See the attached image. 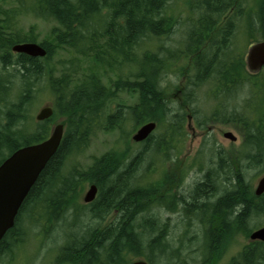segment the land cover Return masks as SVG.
<instances>
[{
    "label": "trees",
    "instance_id": "16d2710c",
    "mask_svg": "<svg viewBox=\"0 0 264 264\" xmlns=\"http://www.w3.org/2000/svg\"><path fill=\"white\" fill-rule=\"evenodd\" d=\"M170 1L19 0L17 9L0 8V164L17 149L47 139L53 118H64L65 127L58 150L29 191L14 227L0 241V259L25 243L27 232L20 223L24 213L30 215L28 223L51 225L61 221L67 211L79 208L94 221H105L89 228L78 241L72 236L75 241L66 245L57 259L61 264H127L125 257L129 254L154 264L156 255L163 257L173 248L168 235L171 225L164 231L154 216V210L161 209L166 201L171 204L169 210L182 207L187 225L191 224L190 214L204 228V252L197 264H217L239 232L248 238L254 230L247 227L257 214L254 195L238 176L237 153L226 155L223 148L203 146L199 157L182 169L179 166L186 165L177 158L184 145L188 115L201 130L211 124L237 127L253 122L237 108L225 109L224 101L230 95L237 96L242 81L253 85L240 57L242 52L229 51L237 30L242 46L264 38V0L248 6L243 0H193L189 9L197 18L191 20L183 48L172 51L162 50L154 42L173 33L176 21L168 13ZM23 13L56 24L48 39L40 43L46 51L44 58L11 53L15 44L36 41L13 31L14 15ZM255 19L260 29L254 31ZM58 50L116 70L112 87L103 85L94 70L85 82L74 86L71 70L64 62H60L59 76L53 77L47 62ZM77 59L72 57L69 63L73 66ZM180 61L184 64L179 65ZM169 74L182 78L177 86L183 95L180 109L167 97ZM43 79L55 95L51 101L54 115L27 129V106L34 99L35 86H40ZM121 92L137 96V102L127 108L133 127L156 123L161 138L151 135L146 142L153 143L157 154L165 145L169 149L165 157H157V162L175 165L169 170L163 168L159 179L146 185L135 179L139 156L127 163L126 152H107L86 170L66 169V161L81 155L97 131L109 132L125 120V115L107 107ZM196 94L209 102V116L203 119L190 109ZM169 104L175 106L170 109ZM194 167L199 178L188 194L189 203H183L178 197L179 183ZM85 184H95L98 193L90 205L81 206L78 198ZM171 257L177 259L178 254ZM228 264H264V243H246Z\"/></svg>",
    "mask_w": 264,
    "mask_h": 264
},
{
    "label": "rangeland",
    "instance_id": "374dc122",
    "mask_svg": "<svg viewBox=\"0 0 264 264\" xmlns=\"http://www.w3.org/2000/svg\"><path fill=\"white\" fill-rule=\"evenodd\" d=\"M18 1L19 0H0V8L5 10L17 9ZM254 1L255 0H243V2L248 3H245L247 6ZM190 3H193V0L170 1L169 6L171 8L168 9V13L173 14V20L176 21V24L173 28V33L169 34L167 37L154 40L158 48L160 47L162 50L170 49L171 51L174 49L181 50L183 48L182 45L185 43L186 32L188 31L189 25H191V20L195 21L197 18L195 12H192L189 9L191 8ZM54 26H56V24L51 20L43 21L41 19H36L35 17H32L30 14L26 13L14 15L12 21V28L14 32L17 31L21 38L32 37L38 44L42 43L44 39H48L50 30ZM237 33L239 36L237 34L235 35L232 41L231 50L229 52H242V36L238 30ZM160 49L158 51H160ZM246 49L247 47L245 46V51ZM72 57L79 58L74 62L73 66L69 63V60ZM60 62L66 63V66L70 68L74 86L81 85L83 82H85L92 70L95 71L96 76L105 86L112 87V83L117 78L116 70L111 69L110 67L95 66L91 58H82L72 55L68 51L61 52L60 50H58L53 55L52 59L47 62V70L52 73L53 77L59 76V72L61 71ZM180 64H184V62L180 61L179 65ZM181 80V76L177 77L173 74H169L168 78L166 79V82H168L166 85L169 87V90L167 91V97L168 99L172 98L171 102L177 105V108L179 109L182 107L180 106L182 105V102L177 96H175V94L177 92V86H179ZM44 81L46 82V79H43L40 86H35L34 99L32 103L27 106L26 115L29 121L24 123V126L27 129L28 127L32 129L36 124L35 120L33 121V119L39 109L46 105H52L51 101L55 97L54 92L49 86H47L46 83H44ZM193 95L194 94H192V97ZM111 99L112 100L107 104V107L116 111L115 113L120 112L122 115H125V120L109 132L97 131L96 134L90 139L88 147L81 155L71 157L66 161L65 164L67 171L71 170L73 167H78L80 170H86L90 167L95 158H99L101 155L110 151L120 153L126 152L128 156L127 163L139 156L138 164L135 166V169L137 170L135 179L138 182H141L142 185H146L147 182L159 179L161 173L164 172L163 168L169 170L171 167H175V165L169 164L168 161L165 164L162 160L161 164L160 162H157L159 161V156L165 157L166 152L168 154L169 149L166 145L164 146L165 149L162 151V153L157 154L153 150L154 145L152 142L149 143L146 142V140L142 141V143L132 141V136L140 126L133 127L131 122H129L130 118L128 116L127 108L137 102V96L127 92H121L117 93V96ZM196 99L197 102H195L197 105L195 102H193V104H191L192 108L190 106L189 107L191 111L192 109H196L195 113L199 116V118L202 116L203 119L205 115L207 116L209 114V106L207 105L209 102H205L204 99L201 100L197 94ZM174 104H169L168 107L171 109L172 106H175ZM57 118H53L51 124L56 123ZM254 119L255 118H252L253 121ZM193 126L196 127L195 124ZM212 129L213 130H211L209 134L206 132L204 136L195 138L194 141L191 142L190 133L188 132L185 125V139L183 141L184 145L182 147L181 154L188 156V160L185 164L186 166L184 167L190 165V162H192L194 158L199 157L197 153L201 147L211 146V144L217 148H223V151H227L231 154L235 152L238 155L241 144L237 129L233 128L231 125H217ZM228 131L233 133V135L237 138L235 143H231L229 140L223 138L222 134ZM197 132L199 133L201 131L197 130ZM151 135H154L157 140L161 138L159 137L160 132L157 131V129L153 131L149 137ZM180 155L177 160H179V158L182 156ZM202 166L204 170L207 167L205 164ZM184 167L179 166V169ZM197 171V167L189 168L190 173L187 176H184L183 182L181 184L179 183L178 197L183 203H189L187 200L188 194L186 193L192 190V186L199 178ZM259 178L260 170L258 169L249 173L247 179L244 181V183H248V188L251 194L253 193ZM89 185L90 184H85L84 188L80 192L78 204L81 206H84L81 200L84 193L89 189ZM170 205V202L166 201V205H163L161 209L157 208L154 210V216L158 218V221L162 227H165L164 231L166 230V226L171 225V227L168 229V235L169 241L173 244V248L168 249L166 255L163 257H158V255H156L154 258V264H176L179 261L185 262V264H197L201 261L204 252V228L199 224V219L190 216V214H188V216L192 218V220H189L191 224L187 225L186 218L182 216V207L177 206L178 209L176 207L174 209L175 211H172L169 210ZM86 212L87 211H82L79 208L76 210H69L66 212V216H64L61 221L51 225H46L45 223H28L30 215L28 216L27 213H24L20 217V223L22 230L27 232L26 236L24 237L25 243L20 245L18 249H15L11 253L3 256L0 259V264H55L61 254V250L66 247V245L75 241L76 238L78 241L80 237L84 236L89 228L98 225L97 223H105V221H94L91 215L87 214ZM87 226L88 228L86 229ZM262 226H264V223H260L259 220L255 219L253 216L247 223V227L249 229H257ZM193 235H195L194 238L189 240V238H191ZM72 236L75 237V239H71ZM246 243V236L239 232L233 238L231 244L226 247L217 264H228L229 260L232 257H235ZM173 253L178 254L177 259L171 257V254ZM125 259L127 264L137 260V258H132L130 254L129 256H126Z\"/></svg>",
    "mask_w": 264,
    "mask_h": 264
},
{
    "label": "water",
    "instance_id": "95a60500",
    "mask_svg": "<svg viewBox=\"0 0 264 264\" xmlns=\"http://www.w3.org/2000/svg\"><path fill=\"white\" fill-rule=\"evenodd\" d=\"M15 54H23L31 58H43L46 51L36 43H23L12 46ZM247 69L256 73L264 66V40L251 46L246 57ZM53 114L51 106L46 105L39 109L35 115L37 122L48 120ZM155 123H147L141 126L132 136V141H145L155 130ZM63 125L61 123L52 126L47 139L33 145L23 146L10 154L0 164V241L5 234L14 227L15 219L26 199L29 191L37 181L40 173L48 161L58 150L62 137ZM225 139L235 141L233 134L223 133ZM264 192V178L259 182L255 191L256 195ZM97 187L91 185L85 192L82 202L85 204L94 201ZM250 241L264 242V227L254 231L250 235ZM131 264H148L144 260H138Z\"/></svg>",
    "mask_w": 264,
    "mask_h": 264
},
{
    "label": "flooded vegetation",
    "instance_id": "af4514ba",
    "mask_svg": "<svg viewBox=\"0 0 264 264\" xmlns=\"http://www.w3.org/2000/svg\"><path fill=\"white\" fill-rule=\"evenodd\" d=\"M256 14L257 13H255V15ZM254 18H256V16ZM244 23L245 18L243 19V24ZM252 24L254 26V31L256 29H260V23L258 22V19H255ZM258 32L259 30H257V33ZM262 40H264V38L257 39L256 41H254V43L260 42ZM252 44L253 42L252 40H250L249 46H251ZM244 50L245 46H242V53L240 54V57L242 56V62L245 67L247 51L244 52ZM249 76L251 82H253V85H251L250 83H244L242 80L245 77L240 78L242 84L239 87L240 91L237 96L235 97V95H230V97L227 98L226 102L224 101L225 109L237 108L239 109V112H242L243 115H246V117L255 118L254 121L251 119L253 121L252 123H240L236 128L233 127L238 131L241 144L237 157V173L238 176L243 179V184L247 179L248 174L252 171L259 169V180L264 177V67H262L257 74H249ZM176 96L180 99V97L182 96V92H176ZM187 109L188 107L186 106V110ZM192 119L194 122V118ZM227 126L229 125L227 124ZM199 135L200 137H202L204 135V131H201L200 134H198V138H200ZM224 152L226 155H228L227 151ZM179 160L183 161V163L186 164L188 157H180ZM180 167L184 166L180 165ZM186 194H189V192H187ZM253 195V201L257 211V214L254 215V217L255 219L259 220L260 223H264V202H262L264 198V192L260 195H256L254 189Z\"/></svg>",
    "mask_w": 264,
    "mask_h": 264
},
{
    "label": "bare ground",
    "instance_id": "6f19581e",
    "mask_svg": "<svg viewBox=\"0 0 264 264\" xmlns=\"http://www.w3.org/2000/svg\"><path fill=\"white\" fill-rule=\"evenodd\" d=\"M214 79V78H213ZM217 81V80H216ZM34 83V82H33ZM191 83V82H190ZM221 89V88H220ZM223 94V93H222ZM198 95V94H197ZM210 96V95H209ZM217 99V98H216ZM215 103V102H214ZM213 103V104H214ZM197 105V104H196ZM218 108V107H217ZM196 110V109H195ZM218 110V109H217ZM199 111V110H198ZM238 111V110H237ZM225 113V112H224ZM247 114V113H246ZM225 115V114H224ZM232 115V114H231ZM206 116V115H205ZM209 116V115H208ZM212 117V116H211ZM219 117V116H218ZM227 118V117H226ZM245 122V121H244ZM247 127V126H246ZM142 143V142H141ZM239 154V153H238ZM221 156V155H220ZM255 159V158H254ZM237 163V162H236ZM250 163V162H249ZM227 164V163H226ZM243 175V174H242ZM243 177V176H242ZM181 223V222H180ZM183 223V222H182Z\"/></svg>",
    "mask_w": 264,
    "mask_h": 264
}]
</instances>
